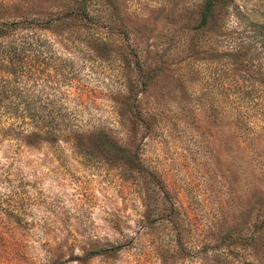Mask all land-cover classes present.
Masks as SVG:
<instances>
[{
    "label": "rangeland",
    "instance_id": "374dc122",
    "mask_svg": "<svg viewBox=\"0 0 264 264\" xmlns=\"http://www.w3.org/2000/svg\"><path fill=\"white\" fill-rule=\"evenodd\" d=\"M79 1L0 0V23L61 17L36 31L53 53L42 104L121 152L0 135V264H204L186 255L201 250L264 264V74L226 55L246 50L264 0H235L208 27L202 0H89V21Z\"/></svg>",
    "mask_w": 264,
    "mask_h": 264
},
{
    "label": "trees",
    "instance_id": "16d2710c",
    "mask_svg": "<svg viewBox=\"0 0 264 264\" xmlns=\"http://www.w3.org/2000/svg\"><path fill=\"white\" fill-rule=\"evenodd\" d=\"M89 0H80L77 15L79 18L89 21L87 13V3ZM235 0H202L199 5L197 16L201 27H208L214 22L215 17L226 16V13L233 7ZM61 17L45 20H24L20 23L12 21L10 23H0V135L9 137L17 141H24L32 144L33 140H43L49 143H56L60 138L72 143L76 153L82 157L89 158L94 154H103L107 151L101 148L104 138L102 133L92 131L82 132L77 129H66L64 120L66 115L60 112L58 108L45 109L42 103L45 98V89L39 83L41 75L44 72V63L52 58L53 53L46 45L36 31L47 30L56 24ZM230 34L226 31L223 34L224 39L228 40ZM240 47L245 51L240 55L230 52L226 55H236L237 58L242 54L250 55V58H256V72L258 75L264 74V23H259L248 31L246 39L238 40ZM239 51V50H238ZM241 62V59L239 60ZM263 65V66H262ZM137 74L141 78H149L151 71L136 62ZM46 70V69H45ZM146 81L142 80V85ZM258 83H261L259 81ZM37 88V89H36ZM143 118L141 114H137ZM60 121V122H59ZM103 143V144H102ZM109 149L108 154L116 155L121 152L120 148L113 145V142L107 140ZM119 156V155H118ZM120 160L121 157L119 158ZM113 159L111 162H117ZM177 213V208L172 205L168 214L163 217L172 225L175 223L173 216ZM238 237L233 230L227 233L223 242H230L236 247ZM252 240V239H251ZM178 242V240H176ZM123 248L122 245L104 250H94L87 253V257L117 253ZM190 253V252H189ZM191 258L198 257L204 264L214 263V256L204 252V250L195 252V255H188ZM216 254V251H214ZM229 252L217 253L222 258L221 264H225L226 258L230 256ZM217 264H219L216 259Z\"/></svg>",
    "mask_w": 264,
    "mask_h": 264
}]
</instances>
